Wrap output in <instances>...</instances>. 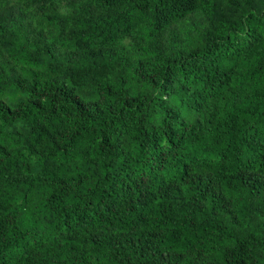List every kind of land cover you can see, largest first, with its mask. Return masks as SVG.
Here are the masks:
<instances>
[{
    "label": "trees",
    "instance_id": "16d2710c",
    "mask_svg": "<svg viewBox=\"0 0 264 264\" xmlns=\"http://www.w3.org/2000/svg\"><path fill=\"white\" fill-rule=\"evenodd\" d=\"M65 3L0 5V38L22 31L68 73L50 95L29 99L28 111L38 113L30 120L6 106L5 122H29L10 132L0 124V264H259L264 0ZM195 19L214 47L199 60L180 49L161 64L153 31L166 25L178 44ZM130 50L143 53L134 66ZM63 101L75 106L79 126L59 115ZM62 119L63 131L54 127ZM217 138L239 153L235 170L193 164V143ZM145 149L147 162L126 155Z\"/></svg>",
    "mask_w": 264,
    "mask_h": 264
},
{
    "label": "clouds",
    "instance_id": "9594fccd",
    "mask_svg": "<svg viewBox=\"0 0 264 264\" xmlns=\"http://www.w3.org/2000/svg\"><path fill=\"white\" fill-rule=\"evenodd\" d=\"M47 7L49 10H59L68 5L65 0H46ZM0 5H3V0H0ZM29 7L35 8L37 5L30 4ZM80 4H72L71 7H80ZM127 7V6H125ZM243 16H247L248 11L251 8L243 10ZM203 25L200 23L199 19H195L194 25L191 27L190 35L187 40L183 39V33H181V40L178 44H173L169 37V29L166 25H161L158 31H153L152 35L149 37V41L157 46L158 59H160L161 64L163 61L173 53H178L180 49L185 50L184 54L188 55L191 53L190 59L195 58L197 60L201 59L202 54L207 51L208 47H214V45L208 44L206 35L202 34ZM187 22H185V27L183 32H188ZM142 34V33H141ZM259 49L264 50V40H261ZM25 53L27 56H25ZM142 51L130 50L128 55L134 66L135 57L142 55ZM60 53H57L59 57ZM31 59H28V57ZM223 53L221 52L219 56L215 57V62L219 63ZM206 60L207 57H204ZM32 61H36L33 63ZM54 65V67H50ZM66 65L61 63L59 59L53 60L51 54L47 52L43 43L33 44L30 37H26L22 31H18L15 34L9 35L5 34L3 38H0V124H4L6 132H10L13 127H20L24 124L27 127L28 120L17 119L13 121L11 117L7 118L5 122L4 117L6 115V106L11 105L14 110H21L29 118L32 115H38V113L33 111H28L29 104L28 101L31 97L36 96L41 93L51 94V91H55L52 85L56 83V80L63 74V79L67 80L68 73L64 71ZM121 67L126 68L127 65H122ZM19 78L21 85L17 86L14 81ZM33 85L36 86L35 91H33ZM51 90V91H49ZM77 91L79 89H76ZM74 105L71 101H63L62 108L63 111L59 113L61 117L64 116V112L68 113V122L76 121V125L79 126V120L73 115ZM44 116L48 117L49 120L52 117L45 110ZM65 121L62 119L59 123H56L54 127L61 128L64 130L62 125ZM87 123V121H85ZM74 129H67V135H71ZM22 136L25 134L24 128H21ZM22 142V137L20 138ZM92 143V141H88ZM167 146V145H165ZM87 148V144L81 145V150ZM131 149V145H129ZM151 149H145L142 154L140 152L136 153H126V155L139 157L145 162L148 161V157L151 155ZM224 153H229L224 159H221ZM191 158L193 164L200 170L205 168L211 170L224 171L235 170V165L240 163L239 153L235 151V146L232 142L226 141L221 142L219 138L214 141L201 140L199 142H194L190 150ZM251 155V154H248ZM99 158V157H98ZM155 159V157H152ZM177 160H182L184 158L183 152L176 153ZM109 159L105 157V160ZM84 162L87 161V153L83 157ZM113 167L119 171L118 164L113 158ZM77 163H80L78 160ZM141 165H137L139 169ZM83 170V168H82ZM147 171V169H145ZM151 174V173H149ZM90 182H95V177L90 178ZM35 191V189L33 190ZM264 227V225H262ZM262 242L258 247V252L260 256L259 264H264V231L260 232Z\"/></svg>",
    "mask_w": 264,
    "mask_h": 264
}]
</instances>
